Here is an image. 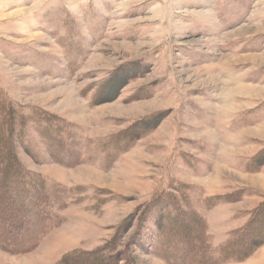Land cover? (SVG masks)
<instances>
[{"label":"rangeland","instance_id":"1","mask_svg":"<svg viewBox=\"0 0 264 264\" xmlns=\"http://www.w3.org/2000/svg\"><path fill=\"white\" fill-rule=\"evenodd\" d=\"M1 109L0 164L57 193L55 225L0 264L114 239L132 264H165L157 203L208 262L264 264V0H0ZM178 250L168 264L200 256Z\"/></svg>","mask_w":264,"mask_h":264},{"label":"trees","instance_id":"2","mask_svg":"<svg viewBox=\"0 0 264 264\" xmlns=\"http://www.w3.org/2000/svg\"><path fill=\"white\" fill-rule=\"evenodd\" d=\"M0 115L3 116V122L0 124V136L5 140L10 139V141H12L14 133L12 128L13 121L11 120L13 116L12 111L10 109L5 110L4 114V111L1 109ZM52 140H54V138ZM9 146L12 147L11 144ZM10 147H6V145H4L3 148L1 147L4 152V158L6 156L11 157L12 154L9 153L11 151L9 150ZM7 153L9 155H7ZM12 160L13 157H11L8 163L0 164V187L1 184H7L8 186L4 191L0 190V195L4 196L2 197L3 199H7L13 203L12 205H8V207L14 209L11 211V215L6 217L8 210H4V208L0 206V248L9 253L23 254L36 245V241L40 235L44 234L47 229L55 225L56 217L49 210L51 209L49 193L55 195L57 190L53 187L51 189L47 187L42 179L27 175L26 171L20 168L18 169L15 160ZM20 193L23 194L21 198L19 197ZM22 201L26 206L22 204ZM1 203L2 201L0 199V204ZM18 206L21 207L17 209ZM156 206L157 208L159 207L155 213L158 215L160 225L158 228L156 227L158 242L155 246V253L165 264L175 261L174 259L176 258H173V255L179 251L178 249H182L183 247L189 253L197 251L198 254H200V256L188 262L184 259L186 264H216L208 262L207 253L204 252L205 247L199 237L201 236L200 232L198 236L190 235L189 232L186 231L182 219L177 218L176 211L172 209L171 205L157 203ZM163 223L166 224V226ZM170 223L173 225L179 223V229H181L179 233L182 231H186L187 233L179 234L178 230L172 231ZM261 230L258 236L264 233V228ZM187 235L197 240L199 246L196 247V249L190 244H187ZM27 241L29 243L26 245ZM241 241H243V237ZM253 242H256V239L255 241H251V243ZM8 244L20 247L14 248L8 246ZM116 244L117 241L114 239L94 251L74 252L71 255L64 256L57 264H78L82 261H87L88 264H118L119 259H123V264H132L130 259L127 258L125 251L114 252ZM236 249L237 248L232 247L229 248V252L228 249H224V252L221 251L222 255H224L222 256L223 262L229 260L227 257L236 256ZM182 257L183 256H179L180 259Z\"/></svg>","mask_w":264,"mask_h":264},{"label":"bare ground","instance_id":"3","mask_svg":"<svg viewBox=\"0 0 264 264\" xmlns=\"http://www.w3.org/2000/svg\"><path fill=\"white\" fill-rule=\"evenodd\" d=\"M32 203V202H31Z\"/></svg>","mask_w":264,"mask_h":264}]
</instances>
